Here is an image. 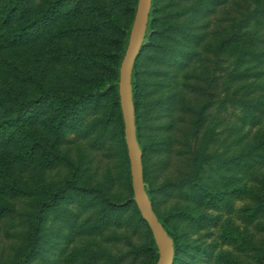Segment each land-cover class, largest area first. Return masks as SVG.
<instances>
[{"label": "trees", "instance_id": "1", "mask_svg": "<svg viewBox=\"0 0 264 264\" xmlns=\"http://www.w3.org/2000/svg\"><path fill=\"white\" fill-rule=\"evenodd\" d=\"M191 1L150 2L131 74L142 179L172 239V264H264V237L258 246L250 244V232L264 235V2L209 40L200 15L228 0ZM136 2L0 0V223L16 225L6 231L14 246L0 264L73 262L81 253L68 252L70 244L110 228L142 232L143 242L127 253L133 261L155 264L151 230L132 199L118 92ZM108 31L110 46L102 48L99 39ZM208 54L228 63L226 86L241 82L240 123L223 128L229 141L220 151V132L206 119L208 106L195 108V144L184 143L190 170L152 186L148 157L171 152L163 135L169 124L159 119L185 107L186 92L206 93ZM81 140L85 146H78ZM87 149L115 158L114 173L93 181ZM61 166L65 175L49 181L46 173ZM120 183L130 194H121ZM171 196L173 204L160 208V197ZM247 255L250 260H238ZM122 256H106L103 264H122Z\"/></svg>", "mask_w": 264, "mask_h": 264}, {"label": "rangeland", "instance_id": "2", "mask_svg": "<svg viewBox=\"0 0 264 264\" xmlns=\"http://www.w3.org/2000/svg\"><path fill=\"white\" fill-rule=\"evenodd\" d=\"M194 0L191 1V3ZM264 0H228L225 5L218 7L215 12L210 13V15H204L201 13L199 23L201 24V31H205L207 38L209 40H214L219 38L225 32L231 30L233 23L232 19L241 20L244 17H248L257 7L258 2ZM139 0L136 2L135 12L133 18L130 22V30L127 40V45L130 40L131 34L136 25V8ZM244 15V16H243ZM146 31V30H145ZM112 34L111 31L103 32L102 36L99 39V44L102 48L109 47V42L107 35ZM145 35V34H144ZM127 48V46H126ZM126 51V49H125ZM125 54V53H124ZM122 62V61H121ZM204 63L206 65V71L209 72L207 82L202 84L206 88V93L202 94H191L185 93L186 106L182 109H178L170 115H163L159 122H164L169 124L168 131L163 133L164 137L170 140L171 143V152H164L160 157L154 154H150L147 159V164H149V180L152 186H157L162 183L166 178H178L184 175L188 170H190L192 164L189 159V155L185 152L187 146L185 144L191 143V146H194L195 141L192 134L194 126L192 120L195 118L194 109L200 105L206 103V119L211 124L213 122V127L217 132H220V144L215 148L218 150H223L224 145L229 141L227 136L230 131H227L225 126L227 125H238L239 119L238 115L242 113V106L240 105V100L244 99V89L241 86V82H234L226 86L227 79V69L229 65L227 62H223L222 58L214 57L211 54L205 55ZM121 66V63H120ZM119 66V71H120ZM226 68V70H225ZM200 68L195 70V73L200 74ZM201 75V74H200ZM195 80L193 79V82ZM119 82V77H118ZM198 82H201L198 80ZM188 105L192 106V110H188ZM135 125V124H134ZM123 135H124V122H123ZM136 135V130H135ZM69 138H73V135H69ZM125 138V137H124ZM79 141L75 142L78 143ZM81 143L78 146H85L86 141L81 140ZM126 142V141H125ZM75 143H68L69 146V156L71 158L75 157L76 148ZM185 143V144H184ZM77 145V144H76ZM168 145V144H167ZM127 148V146H126ZM140 149V148H139ZM190 149V148H189ZM87 152L90 157V168L92 171L93 181L99 180L106 172L114 173L116 165L115 158L110 157L107 153L99 150H89ZM162 160V166H159L157 160ZM130 169V168H129ZM142 170V165H141ZM67 168L64 166L58 167L56 169L50 170L46 173V176L49 181H56L63 175ZM262 171V169H261ZM143 180V179H142ZM131 181V175H130ZM143 186L145 191L150 188L149 184L143 180ZM119 188L122 190L121 194L126 196L130 194L128 189L123 183L119 184ZM132 188V183H131ZM132 199L134 200V194L132 189ZM162 202L159 204L160 208H169L175 201L174 197H160ZM135 202V200H134ZM19 208L22 206V200L19 202ZM15 224V223H14ZM16 229V225L9 226L5 225V222L0 223V256H8L14 246L12 238H9L6 234V231H12ZM251 227L249 230L251 231ZM248 231V232H250ZM152 233V232H151ZM252 240L250 244L252 246H258L263 240L264 235L262 233L250 232ZM142 232L132 233L130 230L125 228H110L106 230L102 236H93L88 237L84 236L76 239V241L69 245L68 252L73 250V248H78L81 255L78 256L73 262L61 261L58 258L57 264H103L104 257L110 256H126L122 264H143L142 260L133 261L131 256L127 253L132 246L138 245L143 242ZM153 237V235H152ZM154 240V239H153ZM155 243V241H154ZM158 250V261L160 257V250L157 244L155 243ZM224 248H228L231 251L235 249L229 245H225ZM236 253V251H235ZM237 254V253H236ZM122 256V257H123ZM239 261L245 262L250 260V258H239ZM155 262V263H156Z\"/></svg>", "mask_w": 264, "mask_h": 264}, {"label": "water", "instance_id": "3", "mask_svg": "<svg viewBox=\"0 0 264 264\" xmlns=\"http://www.w3.org/2000/svg\"><path fill=\"white\" fill-rule=\"evenodd\" d=\"M150 2L151 0H139L138 2L136 8V25L131 34L120 66L118 92L124 122V137L127 146L134 200L142 218L147 222L152 232L153 239L160 250V257L155 264H172L174 255L172 239L159 222L143 186L141 150L139 149L135 135L132 102V68L145 34Z\"/></svg>", "mask_w": 264, "mask_h": 264}]
</instances>
